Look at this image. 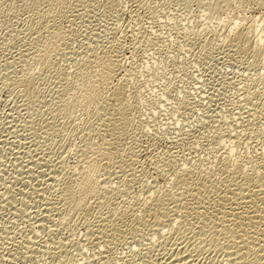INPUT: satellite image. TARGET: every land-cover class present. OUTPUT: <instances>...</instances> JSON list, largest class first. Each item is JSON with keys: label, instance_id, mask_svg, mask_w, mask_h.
<instances>
[{"label": "rangeland", "instance_id": "rangeland-1", "mask_svg": "<svg viewBox=\"0 0 264 264\" xmlns=\"http://www.w3.org/2000/svg\"><path fill=\"white\" fill-rule=\"evenodd\" d=\"M215 2L0 0V264L227 263L224 246L237 250L240 231L254 229L246 215L264 214L263 159L240 163L264 142L247 121L263 98L242 97L259 54L207 20ZM248 3L247 16L262 14ZM110 56L119 63L89 83L104 97L85 125L68 98ZM136 82L154 103L138 106ZM82 173L97 188L77 205L65 191Z\"/></svg>", "mask_w": 264, "mask_h": 264}, {"label": "bare ground", "instance_id": "bare-ground-1", "mask_svg": "<svg viewBox=\"0 0 264 264\" xmlns=\"http://www.w3.org/2000/svg\"><path fill=\"white\" fill-rule=\"evenodd\" d=\"M216 2H215V4L214 5H212V6H210V10L208 11V14H209V17L207 18V20L210 22V23H213V24H215L217 27H219V28H223L224 30H226V31H230V32H239V33H242V34H245L246 35V38H247V40L249 41V42H251V44H252V48L254 49V50H256L257 51V53L259 54V60H260V65H259V68L257 69V71H256V73H255V75L253 76V79L250 81V86H251V89H250V91H247V93L246 94H244L242 97H244V99H245V102L248 104V101L249 102H252L253 100H254V96H256V95H258L259 94V96H262L261 98H263L262 100V102L260 103V105L257 103H255L256 104V106L259 108V110L257 109V107H256V110H258L257 111V113L255 114V112H254V114H250V118L247 120L248 121V125H250V129L249 130H251V136H253V138H255L256 140L258 139V138H264V0H215ZM250 3V2H253V4L254 5H256L255 6V8L257 7L258 9H260L261 11H262V14L260 15H257V16H255V15H253V16H251L250 14V16H247V14H245L246 12H248L244 7H246V5H245V3ZM248 3V4H249ZM135 5V4H134ZM248 6V5H247ZM139 7V6H138ZM254 7V6H253ZM242 8H244V10H246V11H244V10H242ZM245 12V13H244ZM260 12V11H259ZM116 56V55H115ZM97 63L96 64H93V65H91L90 66V68H86L85 70H83L82 71V74H81V80L79 81V83H78V85H75L74 86V88H73V91H74V94H72V96H74L73 98L72 97H67L68 98V102H67V105H69V106H73L74 107V109L76 110V111H81V112H85L86 114H88L87 115V117L85 118V119H83L82 121H81V123H83V124H87L89 121H90V119L93 117V115H95V114H92V116L91 115H89L90 113H92L93 111H94V106H95V102L98 100V99H101L102 97H104V92L102 91V90H99V89H91L90 87H89V83H91V82H94L95 80H97L98 78H96V77H98V76H101V73H102V71L104 72V76L106 75V73H111V72H113L114 70H115V68H116V66L118 65V59L116 58V57H114V56H110V57H107V58H101V59H99V60H97L96 61ZM107 65V66H106ZM136 72V71H135ZM132 74H135V73H133V71L131 72ZM142 74V73H141ZM136 75V74H135ZM134 75V76H135ZM140 75V74H139ZM133 76V75H132ZM133 76V77H134ZM137 76V75H136ZM139 77V76H138ZM141 77H142V75H141ZM147 77V76H146ZM130 79H132V77H131V75H130V77H129ZM142 78H144V77H142ZM138 79V78H137ZM136 79V80H137ZM139 79L141 80V78L139 77ZM147 79V80H146ZM146 79H143L144 81L146 80V81H149L148 80V78H146ZM135 80V81H136ZM130 81V80H129ZM132 81V80H131ZM137 81H139V80H137ZM142 81V80H141ZM142 83V82H141ZM141 83H138V82H136V84H135V88H136V91H135V98L137 99V101L135 100V102H137V104H138V106L140 107V106H142L143 107V105H147L146 103L147 102H150V101H152L151 102V104L152 103H154L155 101H154V99H155V94L153 93V92H151L152 91V89H150V90H148L147 89V85L144 83V84H141ZM147 83V82H146ZM148 84V83H147ZM151 87V86H150ZM133 95H134V93H133ZM258 96V97H259ZM257 97V98H258ZM260 98V97H259ZM133 99H134V97H133ZM258 101V100H257ZM136 104V103H135ZM142 104V105H141ZM244 105V104H243ZM250 105H254V103H250L249 104V108L251 107ZM134 107H135V109H137L136 108V105H134ZM133 107V108H134ZM145 107V106H144ZM149 107V106H148ZM148 107H146V108H148ZM242 107V106H241ZM240 107V108H241ZM253 107H255V106H253ZM252 107V108H253ZM145 108V109H146ZM150 108V107H149ZM148 108V109H149ZM248 108V107H247ZM90 109H93L92 111L90 110ZM147 109V110H148ZM152 109V108H151ZM150 110V109H149ZM242 110V109H241ZM247 110V109H246ZM250 110V109H249ZM150 112H152L153 113V111L152 110H150ZM246 112V111H245ZM94 113H97V111H96V108H95V111H94ZM249 113V112H248ZM253 113V112H252ZM151 115V113L148 115V116H150ZM246 115V114H245ZM244 115V116H245ZM149 118V117H148ZM235 118V117H234ZM243 118V117H242ZM246 120V119H245ZM232 122V121H231ZM234 122V121H233ZM242 122V121H241ZM243 122H245V121H243ZM238 123V122H237ZM239 123H240V121H239ZM246 123V122H245ZM245 123H244V126H245ZM243 124V123H242ZM238 125V124H237ZM234 126V125H233ZM236 126V125H235ZM243 125H241V127H242ZM246 128V127H245ZM248 131V130H247ZM246 130H245V132H247ZM233 132H235V131H233ZM250 132V131H249ZM232 133V132H231ZM232 134H234V133H232ZM235 134H237V133H235ZM234 134V135H235ZM239 135V134H238ZM238 135H237V137H238ZM248 135H250L249 133H248ZM233 136V135H232ZM242 136V135H241ZM247 136V135H246ZM234 137V136H233ZM244 137V136H243ZM235 138V137H234ZM230 139H233V138H230ZM104 141H106L105 140V138L103 139ZM258 143H257V145L253 148V150L250 152L251 154L249 155L248 154V152H246V154H243V156H242V158H241V161H240V163L242 164V165H247V164H249L250 163V165L251 164H253L254 162H255V160H257L258 158H262L261 160H262V162H264V142H259V141H257ZM95 145H97V144H95ZM109 149V148H108ZM107 149V150H108ZM107 154V152H106V149H104L103 147H99V150H98V152H97V155H96V157H102V156H105ZM134 156V155H133ZM149 159V158H148ZM152 160V159H151ZM236 161H234V162H231L230 164H227L228 165V169H229V171H234L236 168H237V164L235 163ZM261 162V163H262ZM153 163V162H152ZM257 163V162H256ZM159 164V163H158ZM253 165H256L257 166V164H253ZM258 165H260L259 164V162H258ZM262 165V164H261ZM260 165V166H261ZM264 165V164H263ZM89 167H92V163L90 162V164L88 165ZM157 166V165H156ZM88 167V170L90 169ZM262 167V166H261ZM264 167V166H263ZM143 168V167H142ZM157 168V167H156ZM155 168V169H156ZM134 169V168H133ZM160 170V169H159ZM146 171V170H145ZM140 172V171H139ZM82 174H84L86 177H85V179H83V180H76L75 181V186H74V188H69L68 190V192L67 191H65V195H66V197L70 200V201H73V202H75L77 205H79L80 204V202H81V200H86L88 197H90V196H92V195H94V194H96L95 192H96V188H97V186L93 183V184H91V185H89V183H90V179H89V177H87V175L85 174V173H82ZM124 174V173H123ZM125 175V174H124ZM135 175V174H134ZM126 177V176H125ZM137 177V176H136ZM140 178V177H139ZM166 178V177H165ZM145 179V178H144ZM146 180V179H145ZM156 180V179H155ZM168 180V179H167ZM127 181V180H126ZM147 181V180H146ZM171 181V180H170ZM173 181V180H172ZM137 182V181H136ZM142 182H143V180H142ZM150 182V181H149ZM176 182H178V181H174V184L176 183ZM180 182V181H179ZM112 183V182H111ZM151 183V182H150ZM171 183V182H170ZM257 183L260 185V187L262 186H264V181L263 182H260V181H257ZM114 184V183H113ZM143 184V183H142ZM144 184H146V183H144ZM144 184H143V187H144ZM157 184V183H156ZM169 184V183H168ZM255 184H256V182H255ZM257 184V185H258ZM89 185V186H88ZM148 185V183L145 185V186H147ZM256 185V186H257ZM112 186V185H111ZM136 186V185H135ZM139 186V185H138ZM152 186V185H151ZM150 186V187H151ZM252 186V185H251ZM254 186V185H253ZM102 187V186H101ZM142 187V186H141ZM150 187H147V188H149V189H151ZM175 187H176V185H175ZM239 189H242L243 190V188H241V187H239V186H237ZM236 187V188H237ZM250 186H248V188H249ZM255 187V186H254ZM258 187V186H257ZM259 187V188H260ZM261 187V188H262ZM126 188V187H125ZM129 188H131V186L129 187ZM136 188V187H135ZM159 188V187H158ZM246 189H247V187H245ZM244 188V190H246ZM264 188V187H263ZM74 189H77V191H76V194L74 195V196H72L73 195V192H72V190H74ZM108 188L106 187V190H107ZM138 188H136V190H137ZM160 189V188H159ZM158 189V190H159ZM250 189V188H249ZM252 189H256V188H252ZM252 189H250L251 190V192H252ZM105 190V191H106ZM122 190H124V189H121L120 191L121 192H123ZM143 190L144 191H146L144 188H143ZM142 190V191H143ZM152 190V189H151ZM235 190H237V189H235ZM126 191H128V190H126L125 189V191L124 192H126ZM130 191H131V189H130ZM129 191V192H130ZM138 191H141V190H138ZM153 191V190H152ZM157 192V193H160L159 191H157V189H154V191L153 192ZM238 191V190H237ZM249 191V190H248ZM247 191V192H248ZM261 191V190H260ZM67 192V193H66ZM147 192V191H146ZM149 192V191H148ZM155 192V193H156ZM239 193L241 192V191H238ZM244 192V191H243ZM251 192H250V194H251ZM258 192H259V190H258ZM264 192V191H263ZM142 193H144V192H142ZM155 193H153L154 195L153 196H155V195H158L157 193L155 194ZM246 193V192H245ZM245 193H244V195H245ZM253 193H254V191H253ZM257 192L255 191V194H256ZM261 193V192H260ZM152 193L150 192V195H149V193H148V195H146V197L148 196V199L149 198H152V195H151ZM238 194V193H237ZM241 194H243L242 192H241ZM240 194V195H241ZM248 194V193H247ZM140 195V194H139ZM143 195V194H142ZM160 195V194H159ZM244 195H242L243 196V200H244V203L243 204H245L246 202H247V200H246V202H245V197L247 196H245L244 197ZM249 195V194H248ZM251 195H253L254 196V194H251ZM257 195V194H256ZM149 196H151V197H149ZM174 193L172 194V196L170 195V197H171V199L173 198L174 199ZM241 196V197H242ZM140 197H143V196H139L138 197V203H139V201L140 200H142V198L141 199H139ZM145 196H144V198H146ZM156 197H159V196H155V198ZM239 197V196H238ZM241 197H240V200H241ZM256 197V196H255ZM130 198V197H129ZM136 198V197H135ZM155 198H152L153 200L155 199ZM248 198H250V195H249V197ZM253 198V197H252ZM252 198H250V199H252ZM257 198V197H256ZM177 199H179V196L177 197ZM239 198H237V200H238ZM246 199H247V197H246ZM258 199V198H257ZM127 200V199H126ZM130 200V199H129ZM136 200V199H135ZM151 200V199H150ZM181 200V199H180ZM239 200V201H240ZM143 201V200H142ZM142 201H141V203H142ZM172 201V200H171ZM242 201V200H241ZM249 201V200H248ZM251 201V200H250ZM254 201H255V199H254ZM254 201L251 203L252 205H253V203H254ZM130 202V201H129ZM128 202V203H129ZM145 202V201H144ZM147 202V201H146ZM259 202V200L256 202V203H258ZM141 203H139V204H141ZM172 203H174V202H172ZM181 203V202H180ZM238 203V202H237ZM249 203V202H248ZM247 203V204H248ZM255 203V204H256ZM126 204H127V202H126ZM144 204V203H143ZM242 204V203H241ZM240 204V205H241ZM254 204V205H255ZM249 205V204H248ZM264 205V204H263ZM263 205H261V206H263ZM143 206H146V205H143ZM242 206V205H241ZM245 206V205H244ZM247 206V205H246ZM245 206V207H246ZM251 206V205H250ZM255 206H257V204L255 205ZM147 207V206H146ZM140 208H145V207H141L140 206ZM229 208V210H230V208H232L231 206L230 207H228ZM247 208V207H246ZM245 208V209H246ZM243 210H244V208H242ZM249 209V208H248ZM247 209V210H248ZM250 209H251V207H250ZM256 209V208H255ZM264 209V208H263ZM224 210V209H223ZM228 210V211H229ZM233 210V209H232ZM234 210H237V209H235L234 208ZM239 210H240V208H239ZM253 210V209H252ZM257 210H258V208H257ZM227 211V212H228ZM225 212V211H224ZM224 212H222V214H224ZM231 212V211H230ZM242 212H244V211H242ZM257 213H258V211H256ZM264 212V211H263ZM226 213V212H225ZM238 213V212H237ZM240 213H241V210H240ZM240 213H239V215H240ZM247 213V212H246ZM253 212H251V214H252ZM227 214V213H226ZM232 214H234V211H233V213ZM231 213H230V216L229 215H226L227 217L229 216V219L232 217L231 215H232ZM244 213H242L241 215H243ZM249 214V213H248ZM246 215V216H249V218H247L248 220H249V222H252V227L254 228L252 231L249 229H247L249 232H246L245 230H241L240 232H243V234L242 235H240V233H236V230L238 229H236V230H234V233H235V237H237V234H239L240 236L238 237V238H240V242L238 243L237 241L239 240H237L236 242L238 243V246H239V248L237 249V245H236V249L237 250H235L234 251V249H235V246L233 247L232 245L233 244H231V246L234 248L233 249V251H227V252H225L226 250H228V249H226L225 250V246L228 244H226L225 246H224V253H223V255L225 254L226 255V260L225 259H223V260H225V261H227V263L226 262H219V260H222V259H219V258H217V259H219L218 260V262L219 263H221V264H224V263H226V264H264V214H262V212L260 213V211H259V214H261V215H263V217L262 216H258V215ZM31 215V214H30ZM240 215V216H241ZM234 216V215H233ZM237 216V215H236ZM256 216V217H255ZM239 217V216H238ZM253 217H254V219H253ZM223 218V217H222ZM233 219V218H232ZM236 219V218H235ZM238 220H241V218L239 219V218H237ZM246 218H242V220H245ZM253 219V220H252ZM226 220V219H225ZM222 221V220H221ZM224 221V220H223ZM236 221V220H235ZM40 222V221H39ZM229 222H230V220H229ZM228 222V223H229ZM232 222V221H231ZM240 222V221H239ZM245 222V221H244ZM227 223V222H226ZM236 223V222H235ZM241 223H242V221H241ZM246 223V222H245ZM225 224V223H224ZM249 224V223H248ZM247 224V225H248ZM37 225V224H36ZM231 227H234V226H232V224H229ZM222 226H223V223H222ZM228 226V225H227ZM240 226V225H239ZM250 226H251V224H250ZM229 227V226H228ZM228 227H226V226H223V228H222V230H220L221 232L220 233H223L224 235H226V237H228L227 235L228 234H230V232L228 233L227 231H231V232H233V228H231L232 230H230V228H228ZM242 227V226H241ZM240 227V228H241ZM251 227V228H252ZM245 228V227H244ZM248 228H249V226H248ZM242 229V228H241ZM246 233H245V232ZM216 232V231H215ZM219 232V231H218ZM219 233V234H220ZM228 233V234H227ZM245 233V234H244ZM224 235H221L220 234V236L222 237V236H224ZM225 237V236H224ZM225 237V238H226ZM229 237H231V235L229 236ZM220 238V237H219ZM223 238V237H222ZM217 239V238H216ZM229 239V241L231 240L230 238H228ZM237 239V238H236ZM235 239V240H236ZM227 240V239H226ZM231 241H234V238L231 240ZM210 242V241H209ZM217 242V241H216ZM219 242V241H218ZM226 242V241H225ZM228 242V241H227ZM200 243V242H199ZM201 243H202V241H201ZM212 243V242H211ZM220 243V242H219ZM231 243V242H230ZM233 243V242H232ZM213 244V243H212ZM203 245V244H202ZM204 245H205V243H204ZM222 245V244H221ZM224 245V244H223ZM222 245V246H223ZM229 245V244H228ZM228 245H227V248H228ZM230 246V245H229ZM205 247V246H204ZM221 247V246H220ZM232 247H229V248H232ZM223 248V247H222ZM203 249V248H202ZM223 250V249H222ZM232 250V249H231ZM178 251V250H177ZM206 251V250H205ZM222 252V251H221ZM219 254H221V253H219ZM167 255V254H166ZM181 255V254H180ZM190 255V254H189ZM225 255H224V257H225ZM179 256V255H178ZM177 257V256H176ZM189 257V256H188ZM173 258V257H172ZM211 258V257H210ZM158 259V258H157ZM174 260V259H173ZM222 260V261H223ZM177 261V260H176ZM217 261V260H216ZM171 262V261H170ZM174 262V261H173ZM180 262V261H179ZM144 263V262H143ZM156 263V262H155ZM167 263V262H166ZM173 264V263H172ZM178 264V263H177ZM183 264H184V262H183ZM188 264V263H187ZM212 264H215L214 263V261H213V263Z\"/></svg>", "mask_w": 264, "mask_h": 264}]
</instances>
